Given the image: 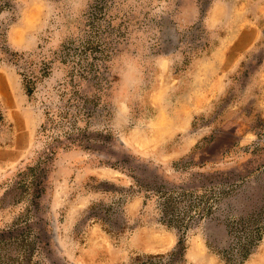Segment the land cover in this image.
<instances>
[{
  "label": "rangeland",
  "instance_id": "obj_1",
  "mask_svg": "<svg viewBox=\"0 0 264 264\" xmlns=\"http://www.w3.org/2000/svg\"><path fill=\"white\" fill-rule=\"evenodd\" d=\"M0 264H264V0H0Z\"/></svg>",
  "mask_w": 264,
  "mask_h": 264
},
{
  "label": "trees",
  "instance_id": "obj_2",
  "mask_svg": "<svg viewBox=\"0 0 264 264\" xmlns=\"http://www.w3.org/2000/svg\"><path fill=\"white\" fill-rule=\"evenodd\" d=\"M184 251H185V246L184 245H182L181 243H180V241L177 243V245H176V248H175V251L173 252V254L175 253H178V255H179V257L180 258H183V256H184ZM152 256H150V255H148V256H145V260L148 258H151ZM144 258V257H143ZM138 259L139 260H141L142 259V257H138Z\"/></svg>",
  "mask_w": 264,
  "mask_h": 264
}]
</instances>
